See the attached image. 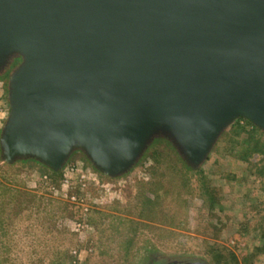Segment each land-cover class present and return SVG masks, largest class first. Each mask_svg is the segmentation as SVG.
I'll return each instance as SVG.
<instances>
[{
    "label": "water",
    "instance_id": "water-1",
    "mask_svg": "<svg viewBox=\"0 0 264 264\" xmlns=\"http://www.w3.org/2000/svg\"><path fill=\"white\" fill-rule=\"evenodd\" d=\"M15 51L8 159L58 168L77 140L117 174L162 128L197 166L231 118L264 130V0H0Z\"/></svg>",
    "mask_w": 264,
    "mask_h": 264
},
{
    "label": "rangeland",
    "instance_id": "rangeland-1",
    "mask_svg": "<svg viewBox=\"0 0 264 264\" xmlns=\"http://www.w3.org/2000/svg\"><path fill=\"white\" fill-rule=\"evenodd\" d=\"M23 61L15 51L0 65V264H264L255 251L264 247V130L231 118L197 166L162 128L117 174L77 140L58 168L8 159L3 134ZM247 122L259 152L245 162L232 145L244 138L234 126Z\"/></svg>",
    "mask_w": 264,
    "mask_h": 264
},
{
    "label": "trees",
    "instance_id": "trees-1",
    "mask_svg": "<svg viewBox=\"0 0 264 264\" xmlns=\"http://www.w3.org/2000/svg\"><path fill=\"white\" fill-rule=\"evenodd\" d=\"M246 128L241 126L239 123H236L234 126L235 130H233L236 134V136H239L241 134L244 135V138L241 142H234L232 145V149L234 146H238V151H237V158L241 161L247 162L249 158L256 152H259V149L257 148V144H251V139L253 138L254 135L257 133V128L252 125L251 123L247 122ZM214 193L209 194V198L211 200L215 199L213 197ZM264 236V234H262ZM255 251L258 253L259 251H264V247H255ZM234 261V259H233Z\"/></svg>",
    "mask_w": 264,
    "mask_h": 264
},
{
    "label": "crops",
    "instance_id": "crops-1",
    "mask_svg": "<svg viewBox=\"0 0 264 264\" xmlns=\"http://www.w3.org/2000/svg\"><path fill=\"white\" fill-rule=\"evenodd\" d=\"M247 222H248V219H247ZM258 238H262V236L261 237L259 236Z\"/></svg>",
    "mask_w": 264,
    "mask_h": 264
}]
</instances>
